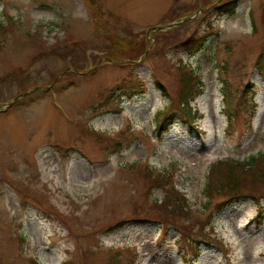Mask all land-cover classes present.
I'll list each match as a JSON object with an SVG mask.
<instances>
[{
    "label": "rangeland",
    "instance_id": "obj_1",
    "mask_svg": "<svg viewBox=\"0 0 264 264\" xmlns=\"http://www.w3.org/2000/svg\"><path fill=\"white\" fill-rule=\"evenodd\" d=\"M224 1L0 0V264H264V197L204 193L264 152V0Z\"/></svg>",
    "mask_w": 264,
    "mask_h": 264
},
{
    "label": "trees",
    "instance_id": "obj_2",
    "mask_svg": "<svg viewBox=\"0 0 264 264\" xmlns=\"http://www.w3.org/2000/svg\"><path fill=\"white\" fill-rule=\"evenodd\" d=\"M218 7L220 9L221 13H227V14H233L235 9V0H228L224 1V3L219 4ZM190 40V39H189ZM188 40V41H189ZM184 45L186 42L183 43ZM261 64H264V51L261 52L259 59H258V65L261 67ZM192 72V71H191ZM190 75L192 73H189ZM187 79L182 86L181 93L179 96V111L183 112L187 116L194 117L196 112L192 110L191 103L195 100L197 96H199V93L197 94L194 85L192 82V76ZM196 82V81H195ZM198 84V82H196ZM162 87V92L168 96L169 93L167 90L164 89V86ZM160 87V88H161ZM173 116L172 112H167L164 114L163 121L161 122V126H163L168 122V124L172 123L173 120L171 119ZM161 130V128H160ZM211 179L210 182H208L207 187L204 189V193L207 196V201L210 202L211 199L216 194L221 195H227L228 200H225L219 204L218 210L221 211L225 209L227 206L231 204L235 199L239 197H250L254 198L259 202L262 197H264V191H243L245 187V183L252 180H264V152H261L259 154L251 155L246 160H239V159H220L217 162H215L211 166ZM172 195H167L160 203H157L158 207L163 208L168 213L167 218L164 220H169L173 224L179 228L182 233L184 234L185 228L184 222L189 221L191 217L194 216L192 214V210L187 208L186 199L185 196L180 193L178 190H176L174 187L171 189ZM169 196V197H168ZM197 215H199L197 213ZM260 217V216H258ZM204 222H207L204 220ZM169 223V222H166ZM202 235L206 236L207 234H204V223L202 224ZM180 231V232H181ZM182 234V235H183ZM186 237H184L189 243L192 241L195 242L198 239L188 237L187 234H185ZM183 238V239H184ZM207 240L206 238H204ZM202 240V239H199Z\"/></svg>",
    "mask_w": 264,
    "mask_h": 264
}]
</instances>
